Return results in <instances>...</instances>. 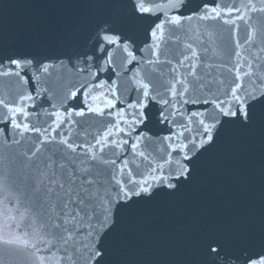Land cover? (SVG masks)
<instances>
[{
	"label": "water",
	"instance_id": "obj_1",
	"mask_svg": "<svg viewBox=\"0 0 264 264\" xmlns=\"http://www.w3.org/2000/svg\"><path fill=\"white\" fill-rule=\"evenodd\" d=\"M0 264H264V0H0Z\"/></svg>",
	"mask_w": 264,
	"mask_h": 264
}]
</instances>
